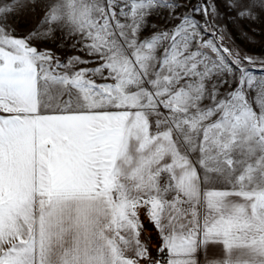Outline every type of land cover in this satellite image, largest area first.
Returning <instances> with one entry per match:
<instances>
[{
    "label": "snow or ice",
    "instance_id": "snow-or-ice-1",
    "mask_svg": "<svg viewBox=\"0 0 264 264\" xmlns=\"http://www.w3.org/2000/svg\"><path fill=\"white\" fill-rule=\"evenodd\" d=\"M227 7L255 20L264 0ZM24 9L43 14L21 37L7 18ZM218 16L216 0H0V264H142L141 210L164 264L213 246L214 264H264V71ZM65 29L87 58L31 43Z\"/></svg>",
    "mask_w": 264,
    "mask_h": 264
},
{
    "label": "rangeland",
    "instance_id": "rangeland-1",
    "mask_svg": "<svg viewBox=\"0 0 264 264\" xmlns=\"http://www.w3.org/2000/svg\"><path fill=\"white\" fill-rule=\"evenodd\" d=\"M7 2V0H3ZM181 3H187V7H191L192 4L196 3L197 0H180ZM236 0H216L217 9L219 12L218 18L215 20L217 25L223 27L226 33V44L234 49H238L241 55H247L250 57H257L254 65H249L245 62V66L248 67L249 71L254 74H260L264 71V10L257 8L254 13L258 16V19H240L235 10H229L227 5L229 3H235ZM181 11H187V8L181 9ZM42 11L37 9L35 12L28 9L18 10L15 13V18L8 16L7 23L10 28L15 30L18 36H26L33 31L39 25ZM166 15V13H163ZM199 19V17H198ZM164 20L160 16L153 14L148 19V29L144 31L143 35L148 36L154 29L152 25H163ZM41 32L46 31V28H41ZM207 34L205 39H207ZM76 37H69L67 30H58L54 36H49L47 40L34 39L31 41L32 44L37 46L39 49H51L57 56L62 59L71 55H84L86 54L77 52L71 46L75 42ZM94 66V65H88ZM256 95L255 92L249 93V99ZM256 107L255 103L253 104ZM196 157V154L193 153ZM143 210H141V213ZM143 238V239H142ZM141 240L145 242L144 237L141 236Z\"/></svg>",
    "mask_w": 264,
    "mask_h": 264
},
{
    "label": "crops",
    "instance_id": "crops-1",
    "mask_svg": "<svg viewBox=\"0 0 264 264\" xmlns=\"http://www.w3.org/2000/svg\"><path fill=\"white\" fill-rule=\"evenodd\" d=\"M192 158L194 159L196 158L194 154ZM141 219L144 225L141 236L144 237L145 243L149 246V257H150L148 261L142 262V264H152L153 261H159V264H164V261L157 260L153 256V249L160 247V235L157 229L154 227L152 223L149 222V218L144 212L141 213ZM219 253H220L219 246L211 247L208 251L209 261H205L204 256L199 255L198 256L199 264H209L210 261L213 262L214 264V257L218 258Z\"/></svg>",
    "mask_w": 264,
    "mask_h": 264
},
{
    "label": "built area",
    "instance_id": "built-area-1",
    "mask_svg": "<svg viewBox=\"0 0 264 264\" xmlns=\"http://www.w3.org/2000/svg\"><path fill=\"white\" fill-rule=\"evenodd\" d=\"M153 256L157 260L165 261L167 259V254L166 253H161L159 251V248H154L153 249Z\"/></svg>",
    "mask_w": 264,
    "mask_h": 264
}]
</instances>
